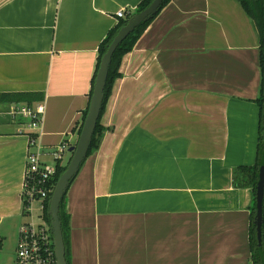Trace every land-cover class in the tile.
<instances>
[{
  "label": "crops",
  "instance_id": "0c3cea01",
  "mask_svg": "<svg viewBox=\"0 0 264 264\" xmlns=\"http://www.w3.org/2000/svg\"><path fill=\"white\" fill-rule=\"evenodd\" d=\"M142 2L0 0V95L41 98L0 103V249L25 219L29 139L10 108L43 105L41 161L66 143L65 166L99 48ZM119 73L99 147L65 194L69 264H252L254 192L232 178L257 162L263 74L253 20L238 0H169Z\"/></svg>",
  "mask_w": 264,
  "mask_h": 264
},
{
  "label": "trees",
  "instance_id": "16d2710c",
  "mask_svg": "<svg viewBox=\"0 0 264 264\" xmlns=\"http://www.w3.org/2000/svg\"><path fill=\"white\" fill-rule=\"evenodd\" d=\"M152 0H143V2L139 5L136 12H140L144 10ZM241 4L244 11L247 13V15L253 20V22L256 25V28L260 35V51H261V70L263 74V81H262V87H261V96L259 99V106L261 111V120H260V126H259V138H258V147H257V162L253 167H241L234 171L233 173V185L235 187H248L250 186L253 189L254 192V205L252 208L251 213V225H250V244H251V250H252V264H264V199H263V206H262V227H261V251L263 253V257H260L258 246H257V240H256V233H255V227H254V217H255V188L258 181V171L259 167L261 165H264V126H263V110H264V0H238ZM169 0H165L163 2L162 7L167 4ZM126 20H121L117 26L109 32L103 43L101 44L99 48V57H98V64H97V70L99 68L101 57L106 52V49L108 45L111 43L114 36L117 34L118 30L124 26ZM150 21L146 23H142L138 28L134 30L133 33H131L116 49L114 52L111 64L108 71V76L106 80V85L104 88V97H103V103L102 108L100 111V116L103 113V110L105 108L106 102L111 94V90L113 87V83L116 79L120 78L119 73V66L121 63V60L124 55L129 53L133 46L135 45L136 41L138 40L140 34L143 32V30L146 28V26L149 24ZM97 72V71H96ZM96 76V74H95ZM95 82V77L93 79V86ZM41 98L39 96L30 95V94H3L0 95V103L1 104H11V103H21L25 104L27 106H30L34 102H39ZM86 115V114H85ZM99 116V119H100ZM96 124V128L94 130L91 144L87 153V157L91 155L94 151H96L99 147L100 140L103 136L104 129L100 126V122ZM81 129V128H80ZM65 166L60 165V162L56 165V174L53 179L52 184H55L60 177V175L64 172ZM64 200L65 195L63 197V200L60 205V221H61V228H62V234L65 244V257L66 262L69 264L68 260V216L65 214L64 211ZM48 211V199L45 201V212H44V218L45 220L50 223V218L47 214Z\"/></svg>",
  "mask_w": 264,
  "mask_h": 264
},
{
  "label": "built area",
  "instance_id": "2783aa9c",
  "mask_svg": "<svg viewBox=\"0 0 264 264\" xmlns=\"http://www.w3.org/2000/svg\"><path fill=\"white\" fill-rule=\"evenodd\" d=\"M117 17L125 19V12L120 11ZM43 112V105L33 109L15 104L10 108V115L23 123L29 139L21 198L23 213L30 221L23 223L18 229L13 264H55L50 226L44 218L45 201L53 191L56 165L63 160L67 144L63 143L50 153L54 164H44L41 161L43 153L37 142L36 132ZM36 204H39L38 211Z\"/></svg>",
  "mask_w": 264,
  "mask_h": 264
},
{
  "label": "water",
  "instance_id": "95a60500",
  "mask_svg": "<svg viewBox=\"0 0 264 264\" xmlns=\"http://www.w3.org/2000/svg\"><path fill=\"white\" fill-rule=\"evenodd\" d=\"M165 0H152L151 3L142 11L133 13L126 19L117 34L108 45L106 52L101 57L99 68L95 77L92 95L89 101L88 110L74 147L69 149L70 158L65 165L64 172L60 175L53 187V191L48 199L47 214L50 218V231L55 255V264H67L65 257V244L62 234L61 221L59 216L60 205L71 182L76 177L81 165L87 157L91 144L92 136L98 122L102 108L104 88L108 76L111 59L119 45L142 23L150 21L161 9ZM264 126V110H263ZM264 199V165L259 167L258 181L255 188V217L254 227L258 246V253L263 257L261 251V227H262V206Z\"/></svg>",
  "mask_w": 264,
  "mask_h": 264
},
{
  "label": "rangeland",
  "instance_id": "374dc122",
  "mask_svg": "<svg viewBox=\"0 0 264 264\" xmlns=\"http://www.w3.org/2000/svg\"><path fill=\"white\" fill-rule=\"evenodd\" d=\"M50 160V164H51ZM37 213V212H36ZM30 218L25 216L24 223L29 222ZM17 244V234L14 236L10 234L6 241H2V247L0 249V264H12V261L15 258V250Z\"/></svg>",
  "mask_w": 264,
  "mask_h": 264
}]
</instances>
